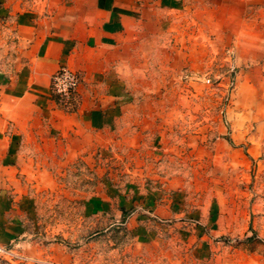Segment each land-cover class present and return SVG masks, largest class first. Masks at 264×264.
<instances>
[{
  "label": "rangeland",
  "instance_id": "obj_1",
  "mask_svg": "<svg viewBox=\"0 0 264 264\" xmlns=\"http://www.w3.org/2000/svg\"><path fill=\"white\" fill-rule=\"evenodd\" d=\"M182 7L136 69L130 115L21 175L28 231L0 264H264V5ZM5 32L4 91L22 57Z\"/></svg>",
  "mask_w": 264,
  "mask_h": 264
},
{
  "label": "crops",
  "instance_id": "obj_2",
  "mask_svg": "<svg viewBox=\"0 0 264 264\" xmlns=\"http://www.w3.org/2000/svg\"><path fill=\"white\" fill-rule=\"evenodd\" d=\"M193 2L0 0V34L15 36L22 51L9 89L0 85V245L28 231L16 203L21 175L37 180L54 159L72 161L100 132L112 131L118 116L130 115V85L140 61L157 49L165 14ZM60 66L80 76L74 110L58 105L50 89Z\"/></svg>",
  "mask_w": 264,
  "mask_h": 264
},
{
  "label": "built area",
  "instance_id": "obj_3",
  "mask_svg": "<svg viewBox=\"0 0 264 264\" xmlns=\"http://www.w3.org/2000/svg\"><path fill=\"white\" fill-rule=\"evenodd\" d=\"M79 82L80 76L76 71L60 66L50 77V89L58 103L66 104L72 99Z\"/></svg>",
  "mask_w": 264,
  "mask_h": 264
}]
</instances>
